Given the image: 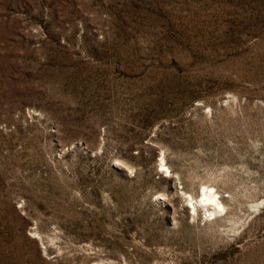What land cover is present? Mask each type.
I'll use <instances>...</instances> for the list:
<instances>
[{
    "label": "rangeland",
    "instance_id": "obj_1",
    "mask_svg": "<svg viewBox=\"0 0 264 264\" xmlns=\"http://www.w3.org/2000/svg\"><path fill=\"white\" fill-rule=\"evenodd\" d=\"M0 264H264V0H0Z\"/></svg>",
    "mask_w": 264,
    "mask_h": 264
},
{
    "label": "bare ground",
    "instance_id": "obj_2",
    "mask_svg": "<svg viewBox=\"0 0 264 264\" xmlns=\"http://www.w3.org/2000/svg\"><path fill=\"white\" fill-rule=\"evenodd\" d=\"M203 196H204V200H203V202H213V203H216L219 207H221V204L220 203H218L219 202V200H218V202H217V200H216V196H215V194L214 195H208L205 191L203 192ZM204 204V203H203ZM216 205V206H217Z\"/></svg>",
    "mask_w": 264,
    "mask_h": 264
}]
</instances>
